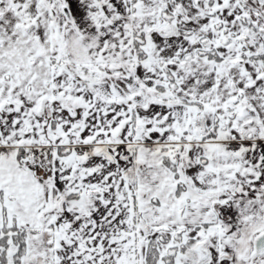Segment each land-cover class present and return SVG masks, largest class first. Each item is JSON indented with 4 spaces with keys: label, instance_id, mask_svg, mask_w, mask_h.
I'll return each instance as SVG.
<instances>
[{
    "label": "snow or ice",
    "instance_id": "6c2138e0",
    "mask_svg": "<svg viewBox=\"0 0 264 264\" xmlns=\"http://www.w3.org/2000/svg\"><path fill=\"white\" fill-rule=\"evenodd\" d=\"M0 264H264V0H0Z\"/></svg>",
    "mask_w": 264,
    "mask_h": 264
}]
</instances>
